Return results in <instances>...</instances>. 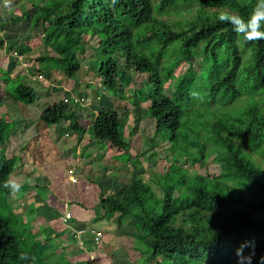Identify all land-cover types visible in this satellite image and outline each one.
I'll list each match as a JSON object with an SVG mask.
<instances>
[{
    "label": "trees",
    "instance_id": "1",
    "mask_svg": "<svg viewBox=\"0 0 264 264\" xmlns=\"http://www.w3.org/2000/svg\"><path fill=\"white\" fill-rule=\"evenodd\" d=\"M255 3L256 0H34L28 6L36 14L29 21L33 39L44 35L41 44L53 53L44 51L36 58L41 66L37 65L35 74L50 76L56 71L73 79L86 47H90L88 81L97 82L95 98L75 97V101L67 92L63 96L66 103L40 109L38 120L47 129L56 126L59 130L66 123L64 131L78 138L90 132L107 147L127 150L124 124L102 92L125 99L120 86L129 79L130 72L147 75V81L132 82L128 91L131 106L137 109L146 104L145 114L154 122L150 151L162 144L164 159L170 162L169 170L154 174L150 180L162 189V194L156 195L149 183L131 175L119 193H99L95 209L102 213L97 210L99 216L90 223L103 217L134 216L133 239L139 241L144 233L147 235L141 249L135 242L132 245L141 256V264H237V249L245 242L252 244L243 249L245 255L254 251L252 264H260L259 258L264 257V166L256 162L257 158L264 161V40L244 42L230 24L217 20L223 10L247 17ZM28 9L22 8L21 15ZM164 14L169 15L161 17ZM171 15L182 17L171 20ZM18 19L0 24L2 58L28 45H21L2 31L6 24ZM90 38H97L96 46L89 45ZM118 58L123 59L125 67ZM181 63L187 69L170 82L169 77ZM9 74L0 68L6 83L11 81ZM20 80L19 76L13 82ZM18 92L25 108L33 104V88L21 84ZM80 101L91 113L89 123L82 122L74 108ZM15 103L20 106L18 101ZM209 103L212 105L207 106ZM96 104L104 107L99 109ZM8 124L12 125V121L3 112L0 264H52L49 257L38 254L45 247L43 241L29 232L30 225L21 229L22 224L17 223L20 218L6 201L10 193L3 184L11 179L14 168V159L5 157ZM102 155L95 159L100 160ZM181 160L201 168L213 164L219 170L216 175L189 174ZM68 169L58 171L59 183L49 188L56 198L72 192L67 189L66 194L62 187ZM30 186L23 184L26 189ZM171 187H177L176 194L169 192ZM75 204L84 206L79 199ZM133 206L139 211L135 212ZM86 239L91 240L89 235ZM22 252L33 259L21 260ZM60 257L65 259L64 255Z\"/></svg>",
    "mask_w": 264,
    "mask_h": 264
},
{
    "label": "rangeland",
    "instance_id": "2",
    "mask_svg": "<svg viewBox=\"0 0 264 264\" xmlns=\"http://www.w3.org/2000/svg\"><path fill=\"white\" fill-rule=\"evenodd\" d=\"M33 1L9 0L6 6L5 0H0V24L5 23L10 18L19 17L15 23L6 24L2 31L7 34L8 38L18 40L21 45L28 43V45H24L25 47L20 46L15 49L12 55L8 54L5 58H2L4 55L0 54V58H2L0 60V68L7 70L11 78L10 83H6L3 76L0 75V116L3 112H6L12 119L13 124H8L7 126V129L11 133L5 145V157L6 159H11L19 155L22 158L19 159L23 161L22 165L14 162V171L11 179H16L21 183H24L26 179L34 181L29 184L31 185L30 187L34 186V188H28L27 190L24 188L16 196L10 194L9 200L6 199V201L14 213L17 216L20 215L17 223L22 224L23 227L21 229L30 225L28 228L30 229V233H35L41 238L44 237L46 242H42L41 244L45 246L44 249L47 247L50 249L47 251L42 249L38 254L41 257H49V261L52 264H141V256L138 251L134 250L133 246L139 245L138 247L141 249V242H143V238H147V235L146 233H142L143 238L139 241L133 239L131 234L134 232L132 225L134 216L125 218L118 216L99 218L93 225H85L84 227L101 232L102 238L98 244L95 245L88 239L86 241V238L78 240L72 236L74 239L68 245H66L68 243L66 239H60L59 242L61 245L62 243L64 245L58 247L57 251H54V245H56L54 243L55 238H52V236L49 237L46 229H41L47 228L48 226L47 216L38 219V215L42 214V209L49 208L50 206H47L49 204L59 207L61 211L66 209V202L57 200L51 195L53 192H49V188H53V186L59 183L61 176H59L58 171L62 172L65 167L72 168L75 166L80 180L74 183L73 192L61 199L67 200L68 207L75 210H78V207L73 203L79 199L81 203L86 205L88 214L97 215L99 210L94 209V206L97 208L99 206V193H119L122 187L130 181L131 175H135L137 178L149 183L156 195L160 196L162 189L150 180L154 174L162 175L167 169L169 170L170 162L164 159L166 153L163 151L164 146L162 144L158 145V148L154 151H150L149 138L152 137L154 132V122L145 114L146 104H141V107L137 109L130 104L131 97L128 88L133 83L148 80L147 75L137 74L133 70L129 74V79L123 81L120 86V92L126 96L125 99H118L115 95H111L105 91L102 92L103 97L106 96L109 99L124 124V138L129 144L127 150L118 151L110 146L107 147L105 143H99V141L94 139L90 132H87L83 136V139L78 138L75 133L64 131L67 125L66 123H62L59 126V130L61 131L57 132L56 126L55 128L51 126L47 129L39 122L38 116H36L39 110L60 101L67 92L71 93L70 95L73 99L75 97H97V82L95 79L92 82L88 81V75L91 74V71L89 72L88 70L90 64V58L88 57L90 47H86V55L82 58L79 71L73 79H68L56 71H52L50 76L43 73L41 77L36 78L34 69L37 65L38 67L41 66L36 62V58L44 51L52 55L53 53L49 47L41 44L44 35H40L41 40L40 38L34 40L32 36L34 34L29 30V21L36 16L34 10L28 9L29 4L33 3ZM154 1L157 2L158 0ZM22 8L28 9L23 16L21 15ZM182 14L184 16L186 12ZM168 15L164 14L161 17L164 18ZM182 16L171 15L169 18L171 20H178ZM1 37L2 32L0 31V42L2 40ZM19 37H22L21 39L23 37H30L31 40L20 41L21 39ZM87 41L89 45L94 46L98 42L97 38H90ZM26 47L30 50H26ZM3 48V46H0V53L3 51ZM17 58L22 62L21 65H18ZM118 61L122 67H125L122 58H118ZM196 61L195 59L194 64H196ZM186 69L187 65L185 63L178 65L169 77V81H176ZM19 76L21 80L14 84L15 82L13 81ZM21 84L26 87H31L35 91V99L33 104L29 106V109L28 106L25 108L22 105L23 96L18 92ZM16 101L19 102L20 106L15 103ZM211 105L209 103L207 106ZM20 107L27 109V111L22 110ZM96 107L100 109L104 106L96 104ZM74 108L78 111V117L82 122L89 123L92 120L91 113L85 106ZM34 113L36 115H33ZM23 131L26 132L25 135H17V133H22ZM58 134L61 136V142L58 140ZM101 153L103 154L101 159L96 160V156ZM256 162L264 166L263 160L257 158ZM180 163L182 168L188 170L189 174L191 172H197L201 175H216L219 170L213 164H210L206 168H201L198 165L191 166L185 160H181ZM42 164H47L48 166L47 171L43 174L40 169ZM107 166L108 168L104 170ZM28 172L31 173V176L26 178V173ZM47 177H50L52 182L49 183ZM72 187L73 185L69 186V188ZM175 189L177 187H171L169 192L176 194ZM16 197L17 202L14 201ZM133 208L135 212L139 211L137 206H133ZM99 213H102V211L100 210ZM30 215L32 219L37 218V220L32 221L30 217H27ZM48 242L52 247L47 244ZM134 242L137 244L133 245ZM86 244L89 245L88 247H93V250L89 251L90 253H85L84 246ZM65 254L67 259L60 257V255Z\"/></svg>",
    "mask_w": 264,
    "mask_h": 264
},
{
    "label": "clouds",
    "instance_id": "3",
    "mask_svg": "<svg viewBox=\"0 0 264 264\" xmlns=\"http://www.w3.org/2000/svg\"><path fill=\"white\" fill-rule=\"evenodd\" d=\"M8 2H9V0H5L6 6L8 5ZM217 20L219 22H221V23L230 24L232 26L233 31L236 34H238L239 36H241L243 38L244 42H249L250 43V42H254V41L264 40V0H256V3L254 5V7L252 8L251 12L247 14V17L241 16V15H239L237 13H234V12H231V11L223 10V11H221L218 14ZM12 54L13 53H11L9 55H12ZM17 62H18V65L22 64V62L18 58H17ZM35 76H36V78L41 77V75H36V74H35ZM63 99L64 98H62L60 101H57L55 103H58V102H63L64 103ZM75 101H77V100H75ZM55 103H53V104H55ZM76 104L78 106H82L81 104H83V103L80 101V103L76 102ZM29 106H28V109H29ZM47 107H49V105L46 106V108ZM33 115H36V114L34 113ZM36 116L39 117V113ZM10 121H12L11 118H10ZM10 133H11V131H9V134ZM8 139H9V137H8ZM7 142H8V140L6 141V143ZM6 143H5V145H6ZM19 158H20L19 155L18 156H14L13 157L14 162H16L18 165H22V164H19ZM40 169L42 170L41 173L43 174L48 169L47 164H42ZM71 169H73V177H75V181L70 179V172L69 171ZM13 171H14V168H13ZM12 173H11V175H12ZM26 175H27L26 178H28L29 176H31V173L28 172V173H26ZM47 179H48L49 183L52 182L50 177H47ZM79 180H80L79 179V175L76 172L75 166H73L72 168H69L67 173H66L65 179L62 181V187L64 188V193L67 194V192H66L67 189H69L70 191L73 192V188L75 186L74 183L78 182ZM33 182L34 181L31 180V179H26L24 181V183H26L27 185H29V184H31ZM24 183H21L20 181H18L16 179H9V180H6L4 182L3 187L5 189H8L11 195L16 196L20 192L23 191L22 189H24L23 188V184ZM72 185H73V187L69 188V186H72ZM29 188L32 189L33 186L29 187ZM52 196H54V195H52ZM14 201L17 202V197H16V199ZM60 201H65L66 202L67 206H66V209L64 211L69 212L71 208L68 207L67 200H65V199L61 200L60 199ZM64 211H62L59 214L60 217H61V215L63 214ZM69 213L72 215L71 212H69ZM18 217H20V215ZM60 217H58L59 220H60ZM72 219H73V217H71V219L69 221H71ZM60 222H61V220H60ZM61 224H62V222H61ZM244 247H252V244L250 242H245V244L242 245L241 248L237 249V253H236L237 254V264H252V256L254 255V251L252 253H250L249 255H245L244 252H243ZM20 258H21V260H24V261H30V260L33 259V258H31L29 256V254L27 252H22L21 255H20ZM259 259H260V264H264V257H260Z\"/></svg>",
    "mask_w": 264,
    "mask_h": 264
},
{
    "label": "crops",
    "instance_id": "4",
    "mask_svg": "<svg viewBox=\"0 0 264 264\" xmlns=\"http://www.w3.org/2000/svg\"><path fill=\"white\" fill-rule=\"evenodd\" d=\"M26 131V130H25ZM23 131L22 133H17V135L21 134V135H25L26 132ZM61 130H57V132H59ZM58 140L61 142V140L58 138ZM56 198V197H55ZM57 200L60 201L59 198H56ZM56 203V202H55ZM75 204V203H74ZM76 205V204H75ZM49 208L47 209H42L41 213L38 215V219H41V217H45L47 216L48 219V226L47 228H41L42 230H47L48 236H52V238L54 239V243L56 245H54V251H57L58 247H62L64 244L59 242L60 239H66V242L68 245L69 243L71 244V242L73 241V237H72V232L69 229H79V228H83L88 225H91L90 223L95 220V218H97L99 215H93V214H88L87 213V208L86 205L84 204L83 207H79L78 205H76L78 207V210H75L73 208L70 209L69 212L72 213V217L73 219L71 221H69V224H61L60 220L58 219V217H60V213L62 212L59 207L54 206V205H47ZM95 209V206H94ZM37 220V218L32 219V221ZM31 223V222H30ZM40 231V230H38ZM33 235L37 236L35 233H32ZM86 238V237H85ZM37 240H41L43 242H46L44 237H40L39 235L37 236ZM86 241H88L86 239ZM46 244V243H45ZM48 245L51 246V244L48 242ZM74 245V244H72ZM89 245L86 244L85 247V253H88L89 251L93 250V247H88ZM52 247V246H51ZM75 247V246H74ZM69 250V249H68ZM44 251H47L44 249ZM90 253V252H89ZM66 258V254L64 255ZM67 259V258H66Z\"/></svg>",
    "mask_w": 264,
    "mask_h": 264
},
{
    "label": "built area",
    "instance_id": "5",
    "mask_svg": "<svg viewBox=\"0 0 264 264\" xmlns=\"http://www.w3.org/2000/svg\"><path fill=\"white\" fill-rule=\"evenodd\" d=\"M63 101L66 103L67 99H63ZM86 104H89L90 102H85ZM82 106H84V104H81ZM70 179L75 181V177H73V169H71L70 171ZM72 215L67 212L64 211L63 214L60 217V220L63 224H68L69 220L71 219ZM72 232V236L78 240L83 239L85 237H87V235L90 236L91 238V242L94 243L95 245L99 243V241L102 238V234L99 231L96 230H91L88 228H79V229H69Z\"/></svg>",
    "mask_w": 264,
    "mask_h": 264
}]
</instances>
